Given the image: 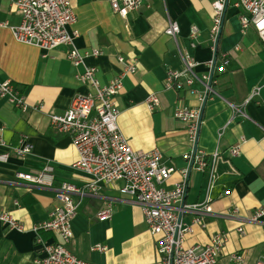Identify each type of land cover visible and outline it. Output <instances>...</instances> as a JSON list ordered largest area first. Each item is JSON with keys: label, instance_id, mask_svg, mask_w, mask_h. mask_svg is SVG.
Returning a JSON list of instances; mask_svg holds the SVG:
<instances>
[{"label": "crops", "instance_id": "obj_1", "mask_svg": "<svg viewBox=\"0 0 264 264\" xmlns=\"http://www.w3.org/2000/svg\"><path fill=\"white\" fill-rule=\"evenodd\" d=\"M16 0H0V81H11L25 95L29 109L23 111L0 95V213L7 212L24 226L11 228L0 220V264H34L40 254L34 226L50 218L58 204L56 188L72 183L86 189L74 194L78 203L72 220L73 238L68 249L80 259L95 264H164L158 252L143 210L128 194L120 191L121 182L103 184L94 194L87 189L90 178L73 168L78 156L72 138L57 131L51 114H63L79 93L92 90L77 74L95 67L102 84L108 83L125 66L136 64L126 73L117 95L119 126L135 150L158 148L162 161L176 167L166 187L182 180L187 166L185 154L189 141L185 124L176 118L177 106H200L198 95L185 85L167 89L168 70L184 68L182 53L200 63L199 74L208 70L206 63L217 55V66L231 59L224 73L215 72L218 92L203 107L199 146L210 155L219 150L217 179L209 191V173L192 170L185 203H201L210 197L209 214L184 213L191 225L185 245H205L217 233L228 234L218 264H255L264 254V218L250 221L255 210L264 205V43L252 27L243 28L238 0H229L217 49L210 39L215 0H144L142 8L130 11L126 18L116 13L111 0H73L77 20L69 26L83 62L75 65L68 57L71 49L61 45L46 52L17 41L11 26L22 21ZM170 21H177V39L166 34ZM199 27L197 46L191 45L190 31ZM95 49L100 54L95 55ZM124 61H120L119 57ZM194 89L200 91L196 82ZM260 87V94L249 98ZM159 97L153 111L146 102L150 94ZM41 104L42 107L34 109ZM23 142L34 145L25 155L14 150ZM240 146V153L229 150ZM47 163L55 167L52 187L18 178L17 173L37 175ZM111 208L109 219H98V212ZM238 209L237 215L232 210ZM196 216L202 217L195 223ZM242 227L244 232L238 229ZM47 240L58 235L40 231ZM105 247L104 250L96 248ZM243 257L237 263L233 255Z\"/></svg>", "mask_w": 264, "mask_h": 264}, {"label": "built area", "instance_id": "obj_2", "mask_svg": "<svg viewBox=\"0 0 264 264\" xmlns=\"http://www.w3.org/2000/svg\"><path fill=\"white\" fill-rule=\"evenodd\" d=\"M73 0H16V6L21 12L22 21L19 25L11 26L15 39L21 43L34 45L46 52L61 45L71 47L68 57L75 65L83 62V56L76 48L74 39L76 32L72 33L69 26L76 22L77 17L72 6ZM229 0H215L213 7V26L210 39L212 49L216 51L220 38L223 19ZM144 0H111L112 9L126 18L130 11L142 8ZM236 6L243 10L240 21L243 28L256 30L264 43V0H238ZM166 34L177 39L180 26L177 21H170ZM199 27L193 25L190 31L191 45L197 46ZM95 55L100 50L95 49ZM184 68L181 70H168L165 81L167 89H182L185 85L190 87L192 93L198 95L200 106H177L174 114L185 124L189 141V150L185 154L187 166L181 169L182 180L173 187H166L167 182L176 167L162 161V152L156 148L150 151L135 150L119 126L120 109L117 104V95L123 88V77L126 73L135 72L136 64H130L108 83L102 84L96 76L95 67H85L77 78L84 84L92 87L87 93L76 95L70 107L63 114H51L50 120L54 128L71 136L72 143L77 149L78 156L73 168L90 178L87 189L98 194L103 184L121 182L120 191L131 195L144 213L145 221L156 237L158 252L164 264H218L222 249L228 241V234L217 233L205 244H196L187 247L185 239L187 233L192 231L191 225L184 220V213L209 214L212 212L210 197L201 203H185L188 189L189 175L192 170L209 173V191L217 179L215 171L219 150L208 154L199 146L200 129L203 121V107L218 92L214 88L217 82L215 72L224 73L231 59L225 57L217 66V55L206 63L208 68L202 74L196 71L199 62L189 53H182ZM124 61L123 57H119ZM201 84L198 91L192 86ZM260 87L253 90L250 99L260 94ZM0 95L7 96L8 100L23 111L29 109L25 95L11 81H0ZM148 107L153 111L160 105L157 94L152 93L146 100ZM39 104L34 109L41 108ZM34 145L23 142L15 147L19 155L28 154ZM232 155L240 153V146L231 147ZM7 153L0 154L1 161H7ZM55 167L47 163L37 175L30 173H17L18 178L33 183L52 187ZM86 189L79 188L72 183H63L56 188L55 198L58 202L50 218L34 226L37 233L36 243L40 251L34 264H95L73 254L67 247L73 238L72 220L77 214L78 203L73 199L74 194L83 196ZM237 208L232 210L237 215ZM111 217V208L106 207L98 212V219L105 220ZM264 218V205L258 207L250 221H259ZM0 220L11 228L19 231L24 226L10 213H0ZM202 217L196 216L195 223L201 222ZM244 232L242 227L238 229ZM40 231H49L58 235L54 240L44 239ZM101 250L105 247L97 246ZM237 263L243 262V257L233 255ZM255 264H264V254Z\"/></svg>", "mask_w": 264, "mask_h": 264}]
</instances>
